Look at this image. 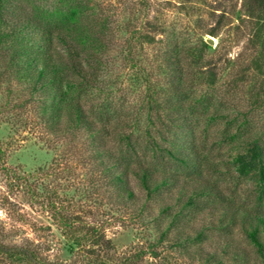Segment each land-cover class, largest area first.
I'll return each mask as SVG.
<instances>
[{"label":"rangeland","instance_id":"1","mask_svg":"<svg viewBox=\"0 0 264 264\" xmlns=\"http://www.w3.org/2000/svg\"><path fill=\"white\" fill-rule=\"evenodd\" d=\"M91 4L95 5L98 18L107 23L106 39L111 47L99 85L86 95L83 104L94 119L105 113V118L111 116L125 123V130L133 131V137L141 141L136 159L154 167L177 168L168 157L147 150L146 143L149 130L156 136L149 120L150 97L156 92V98L162 100L168 79L164 69L169 32L158 33L154 42L144 41L141 45L134 41L137 36L134 30L151 32L147 24L150 20L165 24L187 44L202 45L205 41L209 45L204 64H213L217 83L214 88L202 86L197 90V95L207 90L214 99L207 109L200 107V117L194 118V126L196 144L207 160L204 174L212 182L213 192L200 198V208L191 210L182 222L186 234L205 233L203 253L216 252L225 264H236L234 253L243 249L251 263L263 264L246 236L248 225L243 219V212L264 214L262 185L255 173L241 174L236 162L237 152L247 142L260 137L264 145V101L262 107L259 106L262 103L252 101L257 92L264 96V78L252 61L258 48L252 41L253 23L246 15L243 0H91ZM212 31L216 36L209 34ZM128 42L133 47L131 54ZM128 54L135 60H128ZM184 64L186 67V61ZM12 76L8 69L0 68V145L7 150V157L0 161L3 242L33 243L50 260L86 264L84 257L71 255L67 250L62 231L48 209L54 197L69 200L65 208L106 228L114 243L109 257L115 264L127 259H132L130 264H202L198 258L204 254L197 252V245L182 252L164 244L157 247L160 255L156 258L149 253L141 255L158 236L156 231L146 223L132 221L124 213L122 203L113 192L106 191L100 172L88 169L92 164H82L79 158L66 154L68 150L72 155L76 151L88 155V146L80 135L68 145H60L65 138L47 133L36 122V104L28 99L30 94L23 82ZM241 126L245 128L239 131ZM113 136L108 137L112 149L117 152L126 149L127 144L120 145ZM6 167H10L11 173L5 171ZM184 172L183 169L177 173ZM93 177L95 182L90 184ZM130 180L141 200L129 208L132 213L147 194L134 175H130ZM173 191L178 193L181 187L176 186ZM115 207L119 212L108 213L114 212L111 210ZM231 216H237L233 225ZM226 245L229 249L224 254ZM137 253L141 257L133 259ZM0 264L12 263L1 256Z\"/></svg>","mask_w":264,"mask_h":264},{"label":"trees","instance_id":"2","mask_svg":"<svg viewBox=\"0 0 264 264\" xmlns=\"http://www.w3.org/2000/svg\"><path fill=\"white\" fill-rule=\"evenodd\" d=\"M243 5L252 20V41L258 48L252 60L254 68L264 78V0H243ZM147 24L151 32L146 33L142 28L134 30L137 31L134 41L141 45L144 41L154 42L158 33L169 32L164 69L168 79L163 88V99L156 98V92L150 97L149 120L156 136L149 130L147 150L168 157L176 164L175 169L157 168L138 161L136 148L141 141L137 136L133 137V131H126L127 125L119 118H105V113L94 119L83 104L86 95L99 85L111 47L106 39L107 23L98 18L91 0H0V68L8 69L14 79L23 82L30 94L28 99L36 104V122L43 125L47 133L65 138L62 141L58 137L60 145H68L80 135L88 146V155L76 151L73 156L68 150L66 154L79 158L82 164H92L88 169L100 172L99 178L105 182L106 191L113 192L126 209L124 213L129 214L132 221L153 227L158 236L150 242L147 251H141V255L149 253L156 258L160 255L157 247L164 244L182 252L197 245V252L203 253L205 233L186 234L182 221L191 210L200 208V198L213 192L212 182L204 174L206 156L201 155L195 141L194 118L199 119L200 107L207 109L213 103L214 96L207 90L196 93L202 86L214 88L217 72L211 62L204 64L209 48L205 41L202 45L187 44L165 24L150 20ZM209 34L216 36L213 31ZM127 45L131 54L133 47L130 42ZM126 57L135 60L133 55ZM188 73L192 75L188 76ZM252 101L262 103L259 104L262 107L264 96L257 92ZM243 128L241 126L239 131ZM110 136L120 145L125 142L126 149L113 150L108 142ZM6 157L5 146L0 145V161ZM133 160L137 164H133ZM236 162L241 174L258 176L264 193V145L260 137L247 142L244 149L237 152ZM183 169V175L177 173ZM5 171L11 173L10 167ZM130 175L137 178L147 194L137 206L138 210L132 213L129 208L141 200L131 185ZM94 182L93 177L90 184ZM176 186L181 187L178 193L173 191ZM118 201L115 203L120 204ZM66 203L69 200L53 197L48 209L62 231L69 253L81 255L86 264H115L109 257L114 243L106 228L77 216L65 208ZM112 209L114 212L108 213L119 212V208ZM236 217L231 216L232 225ZM243 219L248 225L246 236L264 264V214L243 212ZM2 237L0 231V257L12 264H67L43 257L38 245L7 244ZM223 249L226 254L228 245ZM215 253L207 251L198 259H202V264H225ZM140 254L133 255V259L140 258ZM251 260L243 249L233 256L236 264H253ZM129 261L132 259L118 261V264H130Z\"/></svg>","mask_w":264,"mask_h":264}]
</instances>
